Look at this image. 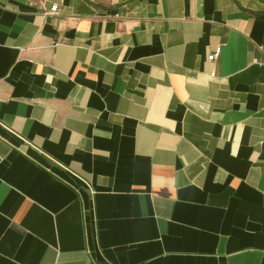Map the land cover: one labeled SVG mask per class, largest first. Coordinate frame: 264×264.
Masks as SVG:
<instances>
[{
  "label": "crops",
  "instance_id": "0c3cea01",
  "mask_svg": "<svg viewBox=\"0 0 264 264\" xmlns=\"http://www.w3.org/2000/svg\"><path fill=\"white\" fill-rule=\"evenodd\" d=\"M0 264H264V0H0Z\"/></svg>",
  "mask_w": 264,
  "mask_h": 264
},
{
  "label": "built area",
  "instance_id": "2783aa9c",
  "mask_svg": "<svg viewBox=\"0 0 264 264\" xmlns=\"http://www.w3.org/2000/svg\"><path fill=\"white\" fill-rule=\"evenodd\" d=\"M50 12L52 14H57L58 6H52ZM221 51H222L221 48H218L211 56H209V60L210 61H216L217 58L220 56Z\"/></svg>",
  "mask_w": 264,
  "mask_h": 264
}]
</instances>
